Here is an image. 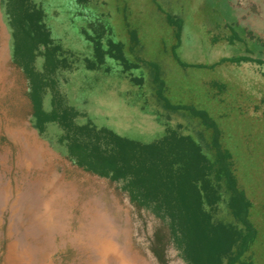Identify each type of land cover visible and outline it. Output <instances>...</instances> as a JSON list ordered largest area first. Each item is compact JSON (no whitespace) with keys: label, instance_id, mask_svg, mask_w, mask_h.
<instances>
[{"label":"rangeland","instance_id":"374dc122","mask_svg":"<svg viewBox=\"0 0 264 264\" xmlns=\"http://www.w3.org/2000/svg\"><path fill=\"white\" fill-rule=\"evenodd\" d=\"M4 1L0 0V263L157 264L147 248L151 221L144 226L107 179L71 162L60 141L62 129L50 123L40 132L33 125L27 80L11 61L13 40ZM33 2L44 9L45 22L66 58L54 74L55 89L62 105L80 112L79 123L107 126L143 142L159 139L171 128L192 136L209 155L212 129L187 110L167 112L160 105L152 64L172 103L208 112L231 154L238 187L251 201L249 219L257 234L248 254L253 264H264V64L224 60L240 55L264 59V0ZM167 15L179 19L180 36ZM99 31L103 41H120L125 55L139 64L131 72L144 78L142 88L131 80L130 70L124 71L112 58L102 69L87 67L86 59L93 55L88 35ZM41 63L38 57L37 65ZM44 106L51 107L50 91ZM227 202L223 193L217 217L224 222L234 220ZM169 256L168 264H186L173 247Z\"/></svg>","mask_w":264,"mask_h":264},{"label":"trees","instance_id":"16d2710c","mask_svg":"<svg viewBox=\"0 0 264 264\" xmlns=\"http://www.w3.org/2000/svg\"><path fill=\"white\" fill-rule=\"evenodd\" d=\"M4 2L13 40L11 61L27 80L33 125L40 132L50 123L62 129L60 141L71 162L107 179L127 198L133 214L144 226L151 221L147 248L156 263L168 264L173 247L186 264H253L248 252L257 231L249 219L251 201L238 187L230 164L231 154L222 146L220 130L208 112L194 105L172 103L165 95L156 65L152 64L157 101L167 112L187 110L211 128V155L192 136L171 128L159 139L143 142L107 126L79 123L80 112L72 105H62L55 89L54 74L65 65L66 58L45 22L44 9L33 0ZM167 18L180 36L179 19L171 15ZM94 34L88 35L93 45V55L86 59L89 69L104 68L107 58L130 73L139 65L125 55L120 41H103L101 31ZM38 57L42 58L39 66ZM224 60L264 64V59L248 55ZM131 80L141 87L144 78L132 73ZM49 91L51 107L46 108L44 97ZM223 193L227 194L234 217L230 222L217 217Z\"/></svg>","mask_w":264,"mask_h":264},{"label":"bare ground","instance_id":"6f19581e","mask_svg":"<svg viewBox=\"0 0 264 264\" xmlns=\"http://www.w3.org/2000/svg\"><path fill=\"white\" fill-rule=\"evenodd\" d=\"M4 116H5V115H4ZM2 118H3V116H2ZM24 127H25V126H24ZM26 128H27V127H26ZM6 129H7V128H6ZM11 131H12V130H11ZM21 136H22V134H21ZM25 152H26V151H25ZM22 153H23V152H22ZM5 154H6V153H5ZM25 154H26V153H25ZM7 155H8V154H7ZM8 156H9V155H8ZM12 156H13V154H12ZM13 158H14V157H13ZM26 158H27V157H26ZM28 158H29V157H28ZM20 160H21V159H20ZM8 161H9V160H8ZM9 163H10V162H9ZM12 163H13V162H12ZM47 164H48V163H47ZM52 166H53V165H52ZM15 169H16V168H15ZM53 169H54V168H53ZM50 171H51V170H50ZM38 172H39V171H38ZM44 172H45V171H44ZM54 172H55V170H54ZM33 173H34V172H33ZM36 173H37V172H36ZM55 173H56V172H55ZM4 174H5V173H4ZM8 174H9V173H8ZM11 174H12V173H11ZM57 174H59V173H57ZM13 175H14V174H13ZM18 175H19V174H18ZM23 175H24V174H23ZM37 175H39V174H37ZM43 175H44V174H43ZM10 176H11V175H10ZM46 176H47V175H46ZM49 176H50V175H49ZM49 176H48V177H49ZM42 177H43V176H42ZM48 177H47V178H48ZM50 177H51V176H50ZM50 177H49V178H50ZM2 178H3V177H2ZM6 178H7V177H6ZM18 178H19V177H18ZM10 179H11V178H10ZM12 179H13V178H12ZM41 179H42V178H41ZM0 181H1V180H0ZM12 181H13V180H12ZM12 181H11V182H12ZM11 182H10V183H11ZM47 182H48V181H47ZM51 182H52V181H51ZM60 182H61V180H60ZM13 183H14V182H13ZM32 183H33V182H32ZM56 183H57V182H56ZM56 183H55V184H56ZM71 183H72V182H71ZM37 184H38V183H37ZM65 184H66V183H65ZM68 184H70V183H68ZM73 184H74V182H73ZM0 185H1V184H0ZM41 186H42V185H41ZM57 186H58V185H57ZM66 186H67V185H66ZM79 186H80V185H79ZM79 186H78V187H79ZM10 187H11V186H10ZM10 187H9V188H10ZM25 187H26V185H25ZM33 187H34V186H33ZM39 187H40V186H39ZM39 187H38V189H39ZM61 187H62V186H61ZM69 187H70V185H69ZM22 188H23V187H22ZM59 188H60V187H59ZM70 188H71V187H70ZM81 188H82V187H81ZM84 188H85V187H84ZM23 189H24V188H23ZM25 189H26V188H25ZM38 189H37V190H38ZM77 189H78V188H77ZM29 190H30V189H29ZM37 190H36V191H37ZM47 190H48V189H47ZM78 190H80V189H78ZM86 190H87V189H86ZM86 190H84V191H86ZM56 191H58V190H56ZM68 191H69V189H68ZM70 191H71V190H70ZM87 191H88V190H87ZM92 191H93V190H92ZM5 192H6V191H5ZM34 192H35V191H34ZM34 192H33V193H34ZM65 192H66V191H65ZM78 192H79V191H76L77 194H78ZM81 192H82V191H81ZM0 193H1V190H0ZM28 193H29V192H28ZM61 193H62V192H61ZM63 193H64V192H63ZM63 193H62V194H63ZM7 194H8V193H7ZM13 194H14V191H13ZM18 194H19V193H18ZM31 194H32V193H31ZM34 194H35V193H34ZM65 194H66V193H65ZM79 194H80V193H79ZM81 194H82V193H81ZM81 194H80V195H81ZM86 194H87V193H86ZM89 194H90V193H89ZM97 194H98V193H97ZM20 195H22V194L20 193ZM66 195H67V194H66ZM74 195H75V194H74ZM80 195H79V196H80ZM1 196H2V195H1ZM3 196H4V195H3ZM14 196H15V195H14ZM45 196H46V195H45ZM68 196H69V195H68ZM84 196H85V195H84ZM12 197H13V196H12ZM29 197H30V196H29ZM62 197H63V196H62ZM1 198H2V197H1ZM23 198H24V197H23ZM23 198H22V199H23ZM33 198H34V197H33ZM65 198H66V197H65ZM9 199H10V197H9ZM9 199H8V200H9ZM18 199H19V198H18ZM71 199H72V198H71ZM95 199L99 200V198H95ZM3 200H4V199H3ZM12 200H13V199H12ZM67 200H68V199H67ZM100 200H101V199H100ZM5 201H6V199H5ZM25 201H26V200H25ZM31 201H32V200H31ZM54 201H55V200H54ZM76 201H77V200H76ZM19 202H20V201H19ZM27 202H28V201H27ZM72 202H73V201H72ZM72 202H71V203H72ZM91 202H92V201H91ZM4 203H5V202H4ZM75 203H76V202H75ZM101 203H102V202H101ZM24 204H25V203H24ZM28 204H29V203H28ZM40 204H41V203H40ZM72 204H73V203H72ZM72 204H71V205H72ZM82 204L84 205L83 202H82ZM88 204H89V203H88ZM99 204H100V203H99ZM3 205H4V204H3ZM62 205H63V204H62ZM75 205H76V204H75ZM89 205H90V204H89ZM16 206H17V205H16ZM64 206H65V205H64ZM69 206H70V204H69ZM95 206H96V205H95ZM100 206H101V205H100ZM100 206H99V207H100ZM14 207H15V206H14ZM14 207H13V211H14ZM72 207H73V206H72ZM78 207H79V205H78ZM96 207H97V206H96ZM24 208H25V207H24ZM24 208H22V209H24ZM51 208H52V207H51ZM75 208H77V207H75ZM100 208H101V207H100ZM107 208H108V207H107ZM0 209H1V208H0ZM2 209H4L3 206H2ZM8 209H9V208H8ZM52 209H54V208H52ZM61 209H62V208H61ZM71 209H72V208H71ZM79 209H80V208H79ZM88 209H90V206L88 207ZM105 209H106V208H105ZM110 209H111V208H110ZM18 210H19V209H18ZM74 210H75V209H74ZM112 210H113V209H112ZM51 211H52V210H51ZM96 211H97V210H96ZM110 211H111V210H110ZM110 211H109V212H110ZM5 212H6V211H5ZM27 212L29 213V211H27ZM74 212H75V211H74ZM89 212H90V211H89ZM109 212L107 211V213H109ZM21 213H23V212L21 211ZM53 213H54V212H53ZM70 213H71V212H70ZM72 213H73V212H72ZM72 213H71V214H72ZM107 213H106V214H107ZM17 214H18V212H17ZM59 214H60V213H59ZM75 214H76V213H75ZM106 214H105V215H106ZM10 215H11V214H10ZM10 215H9V216H10ZM18 215H19V214H18ZM20 215H21V214H20ZM62 215H63V214H62ZM65 215H66V214H65ZM65 215H64V216H65ZM73 215H74V214H73ZM93 215H94V214H93ZM98 215H99V214L97 213V216H98ZM1 216H2V215H1ZM1 216H0V217H1ZM16 216H17V215H16ZM28 216H29V215H28ZM30 216H31V215H30ZM81 216H82V214H81ZM86 216H87V215H86ZM112 216H113V215H112ZM6 217H8V216H6ZM22 217H23V216H22ZM49 217H50V216H49ZM100 217H101V216H100ZM118 217H119V216H118ZM19 218H20V217H19ZM27 218H28V217H27ZM50 218H51V217H50ZM61 218H62V217H61ZM61 218H60V219H61ZM65 218H66V217H65ZM65 218H64V219H65ZM105 218H106L105 220L108 221L109 218H108V219H107V217H105ZM20 219H21V218H20ZM22 219H23V218H22ZM29 219H30V218H29ZM42 219H43V218H42ZM46 219H47V218H46ZM9 220H10V219H9ZM23 220H24V219H23ZM43 220H44V219H43ZM73 220H74V218H73ZM84 220H85V219H84ZM116 220H117V218H115V221H116ZM12 221H13V219H12ZM27 221H28V220H27ZM87 221H88V219H87ZM41 222H42V220H41ZM49 222H50V221H49ZM52 222H53V221H52ZM62 222H63V221H62ZM72 222H73V221H72ZM117 222H118V221H117ZM117 222H116V223H117ZM43 223H44V222H42V224H43ZM47 223H48V222H47ZM47 223H46V224H47ZM60 223H61V222H60ZM69 223H71V222H69ZM0 224H1V223H0ZM18 224H19V223H18ZM49 224H50V223H49ZM61 224L64 225V224H66V223H61ZM22 225H23V224H22ZM117 225H118V224H117ZM117 225H116V226H117ZM42 226H43V225H42ZM53 226H54V225H53ZM18 227H19V226H18ZM85 227H86V226H85ZM113 227H115V226L113 225ZM34 228L36 229V227H34ZM34 228H33V229H34ZM50 228H51V227H50ZM57 228H58V227H57ZM70 228H72V226H71ZM115 228H116V227H115ZM11 229H12V228H11ZM22 229H23V228H22ZM68 229H69V228H68ZM116 229H117V228H116ZM118 229H119V228H118ZM60 230H62V229H60ZM74 230H75V229H74ZM82 230H83V229H82ZM20 231H21V230H20ZM75 231H76V230H75ZM80 231H81V230H80ZM84 231H85V230H84ZM120 231H121V230H120ZM81 232H82V231H81ZM97 232H98V231H97ZM117 232H118V230H117ZM117 232H116V233H117ZM5 233H6V232H5ZM7 233H8V232H7ZM40 233H41V232H40ZM45 233H46V232H45ZM76 233H77V232H76ZM119 233H120V232H119ZM38 234H39V233H38ZM79 234H80V233H79ZM82 234H83V233H82ZM124 234H125V233H124ZM7 235H8V234H7ZM122 235H123V234H122ZM17 236H18V235H17ZM75 236H76V234H75ZM116 237H117V234H116ZM122 237H124V236H122ZM122 237H121L120 239H122ZM125 237H126V236H125ZM10 238H11V237H10ZM11 239H12V238H11ZM117 239H118V238H117ZM57 240H58V239H57ZM75 240H76V238H75ZM122 240H123V239H122ZM18 241H19V240H18ZM43 241H44V239H43ZM120 241H121V240H120ZM127 241H128V240H127ZM6 242H7V241H6ZM44 242H45V241H44ZM75 242H76V241H75ZM128 242H129V241H128ZM41 243H43V242H41ZM71 243H72V242H71ZM66 244H67V242H66ZM119 244H120V242H119ZM121 244H122V242H121ZM73 245H74V244H73ZM75 245H76V244H75ZM124 245H125V244H124ZM4 247H5V246H4ZM122 247H123V246H122ZM47 248H48V247H47ZM47 248H46V249H47ZM67 248H68V246H67ZM71 249H72V248H71ZM4 250H5V249H4ZM43 250H44V249H43ZM128 250H130V249H128ZM40 251H41V250H40ZM64 251H65V250H64ZM45 252H46V251H45ZM40 253H41V252H40ZM59 253H60V252H59ZM72 253H73V252H72ZM123 254H124V253H123ZM130 255H131V254H130ZM130 255H129V256H130ZM55 256H56V254H55ZM55 256H54V257H55ZM60 256H61V255H60ZM63 256H64V255H63ZM109 256H110V255H109ZM41 257H42V256H41ZM43 257H44V256H43ZM50 257H51V255H50ZM76 257H77V256H76ZM2 259H3V258H2ZM44 259H45V258H44ZM44 259H43V260H44ZM55 259H56V258H55ZM108 259H109V258H108ZM112 259L114 260V258H112ZM112 259H111V260H112ZM135 260H136V259H135ZM2 261H3V260H2ZM109 261H110V260H109ZM39 262H40V261H39ZM55 262H56V261H55ZM105 262H106V261H105ZM130 262H131V261H130ZM132 262H133V259H132ZM136 262H137V261H136ZM20 263H21V262H20ZM107 263H109V262H106V264H107ZM0 264H1V263H0ZM35 264H36V263H35ZM67 264H68V263H67Z\"/></svg>","mask_w":264,"mask_h":264}]
</instances>
